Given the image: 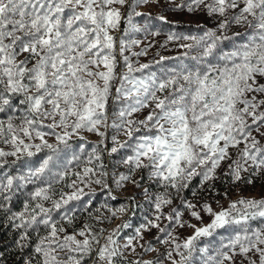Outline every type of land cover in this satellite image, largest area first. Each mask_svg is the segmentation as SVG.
Masks as SVG:
<instances>
[{"label": "snow or ice", "instance_id": "6c2138e0", "mask_svg": "<svg viewBox=\"0 0 264 264\" xmlns=\"http://www.w3.org/2000/svg\"><path fill=\"white\" fill-rule=\"evenodd\" d=\"M128 2L0 0V145L7 146V150L0 147V221L18 233L16 245L21 251L32 248L23 264H121L124 259L114 237L120 228L129 227L127 223L107 235L106 229L91 224L69 231L76 218L71 203L95 195L85 188L92 184L110 188L98 147L88 154L81 170H72L81 156L70 142L84 141L85 132L106 138L107 129L113 128L127 137L121 142L114 135L113 146H105L109 155L124 148L132 153L122 159L128 173H120L115 183L122 186L136 170L147 171L148 178L165 189L154 198L161 215L162 206L172 203L167 189L179 192L197 176L202 182L214 180L222 161H230L226 175L237 181L249 167L264 170V145L252 134L264 127V0H189V11L201 8L218 23L199 36L170 35L169 40L192 41L180 45L188 49L183 57L191 63L181 59L177 66L161 69L160 75L143 74L152 67L150 63L134 67L125 52L140 42L123 38L119 56L124 71H119L117 38L112 33L122 19L120 8ZM133 14H142L127 13L129 25L140 31L132 24ZM233 24L245 31L228 35ZM193 50L196 54L190 55ZM145 54L146 49L131 53ZM110 101L120 105L114 113L117 120L111 123ZM146 108L150 110L143 119H129ZM50 138L55 142L50 143ZM241 144L244 147L233 159L229 149ZM78 147L84 153L83 143ZM9 157L14 158L11 164ZM69 176L75 178L65 187L72 191L60 192L55 199L53 184ZM148 191L144 189L146 197ZM20 196L24 198L16 210L14 200ZM185 203L189 209L196 207ZM125 210L122 206L112 216ZM203 211L212 217L207 224L200 213L191 212L202 226L181 222L180 213L173 211L170 222L191 227L193 233L183 242L172 237L171 250L163 259L170 264H193L199 255L202 264H264V227L253 228L249 223L264 220V199L240 198L220 211L205 204ZM105 219L95 217L97 223ZM159 219L157 215L147 220L123 247H131L136 237L143 239L141 231L151 227L172 236L156 223ZM220 229H231L226 240L200 246ZM145 250L155 251L150 243ZM136 264H163V260Z\"/></svg>", "mask_w": 264, "mask_h": 264}, {"label": "rangeland", "instance_id": "374dc122", "mask_svg": "<svg viewBox=\"0 0 264 264\" xmlns=\"http://www.w3.org/2000/svg\"><path fill=\"white\" fill-rule=\"evenodd\" d=\"M189 0H148L147 3L134 2L129 0L120 11L122 13V19L119 28L112 34L117 38V58L120 60L119 71H124L123 60L119 56V40L123 38L126 41L137 40L140 43L136 45H130L129 51L125 52L133 62L134 67H138L139 64L150 63L152 67L144 71V75L149 72H156L157 75L161 74V69L175 67L180 63L181 59H184L185 63H191L183 57V53L188 49L180 47L181 44L192 43V41L182 39L169 40L170 35L182 37L186 35H202L207 29H215L218 23V19L214 16H209L201 8H197L195 11H189ZM183 5V7H180ZM114 7H120L114 5ZM132 11L133 13H141L142 15L133 14L132 24L140 31H134L132 25H129L127 20V26L122 30V23L124 17L127 18V13ZM163 16L165 20H160L158 17ZM243 26L233 24L228 30V35L233 32H244ZM157 33V34H153ZM146 49V54L142 56H132L133 52H140ZM196 51L193 50L190 55H195ZM161 57H165L161 64H155V61H159ZM179 58V59H177ZM136 75H142L136 73ZM120 105L114 101H110L108 108L109 123L117 120V116L114 115L118 111ZM150 109H143L141 112L134 113L129 119H143ZM255 129V126H253ZM104 131V129H101ZM264 133V127L260 128V132L253 130V136L260 141L261 145H264V137L260 135ZM85 140L80 141L74 138L70 143L72 144V150L81 156L79 165L73 168V171H79L85 165L88 154L91 153L94 147H98L101 155V161L105 165L104 170L108 172L106 178L109 184V189H103L101 185L92 184L90 188H85V191L95 192L94 196L84 197L83 202L73 201L69 207H73L75 213V222L69 227V231L73 227L79 228L84 224H91L95 229H106L105 235L111 233L118 225L127 223L129 227L120 228L118 234L114 237L117 240L118 245L121 246V251L124 253V259L121 264H136L138 261L155 260L158 257L163 260V264H170V261L163 259V254L167 250H171L172 237L178 238V242H183L185 238L192 235L193 229L191 227H180L175 221L168 219L173 211L180 213V221L189 224H195L202 226L201 221L191 216L192 211L200 213L203 224H207L211 221L212 217L205 211L203 206L205 204L210 205L214 211H220L222 208H228L231 202L240 198L246 199H264V170H254L252 167L248 168L247 172L241 173V179L235 180L232 175H226L228 172V163L230 161H222L220 166L216 169L214 180L202 182V177L197 176L190 180L186 188L177 192L176 189H167L168 198L172 203L162 206L161 212L163 215L157 212L154 207L155 196L165 191V189L158 186L156 183L148 178L147 171L136 170L132 173V179L124 181L122 186H117L115 180L120 173H128V166L122 163V159L128 155H131L129 148L120 149L119 152L109 155L108 151L112 145V136H117L118 140L123 142L127 139L122 133H118L116 129H107V137L102 138L95 133L85 132L83 133ZM103 141V143H101ZM39 142V141H36ZM50 143H54V138L49 139ZM83 143L84 153H80L79 145ZM0 147L7 146L0 145ZM244 147L243 144L239 145L237 149H229L233 159H236L239 149ZM47 151V150H45ZM44 153L37 154L34 157V161H38ZM68 156H71L69 151ZM13 157L8 158L9 164L13 160ZM98 163L93 160V164ZM92 166V165H88ZM14 172L15 169H5ZM143 177V179H141ZM75 177L69 176L64 181L53 184L52 191L56 193L55 199L59 198L60 192L70 193L72 189L65 187L67 183H71V180ZM133 181H137L139 186ZM251 181V182H249ZM83 186V185H81ZM32 186H30L31 188ZM144 189H148V196L144 195ZM111 191V196L109 195ZM115 197L113 199L112 197ZM23 196L14 200L15 209L21 208V200ZM91 200V204L86 203ZM185 202H189L196 207L189 209ZM106 205V207H105ZM46 206H50L46 204ZM124 207V212H116L115 216H112V212L116 211L120 207ZM108 217L103 223H97L95 217L97 216ZM160 215V219L156 221L160 228H167L172 236H167L166 233H162L156 227H151L148 230H142L140 237H136L133 240L132 246L125 249L123 245L127 242L128 237L136 236V229L142 224H146L147 220H155L156 216ZM59 219V218H57ZM61 223H65L61 221ZM253 228L264 227V220L257 219L256 221L249 222ZM6 228V225L0 221V231L2 232ZM9 236L10 242L7 247V253L18 254V257L11 258L6 253L0 252V264H23L25 258L32 252V248H26L21 251L17 245L18 233L10 227ZM231 229H220L214 234L213 237L205 238L200 246L208 244H217L221 240L228 238ZM41 231V235H43ZM168 240L169 243L158 242ZM35 240V233H33V241ZM8 242V241H7ZM6 240H0V245H4ZM151 244L155 251H146L148 244ZM143 246V247H142ZM134 249V250H133ZM175 255V254H174ZM22 257V259H20ZM178 259V257H177ZM242 257H236L237 261H240ZM19 261L21 263H19ZM193 264H202L201 257L196 255ZM245 264L247 262L245 261Z\"/></svg>", "mask_w": 264, "mask_h": 264}, {"label": "trees", "instance_id": "16d2710c", "mask_svg": "<svg viewBox=\"0 0 264 264\" xmlns=\"http://www.w3.org/2000/svg\"><path fill=\"white\" fill-rule=\"evenodd\" d=\"M122 24H123L122 25V30H123L127 26V18L126 17H124ZM8 230H10V226H6V228L2 232L0 231V240H3V241L6 240V243L4 245H2V244L0 245V252L6 253V255H8V256L10 254L11 258L13 259V258L18 257V254L17 253H15V254L7 253V247H8V245L13 243V240H12V242L9 241L11 239H10L9 231ZM22 257L23 256H21L20 259H22ZM19 263H21V262L19 261Z\"/></svg>", "mask_w": 264, "mask_h": 264}]
</instances>
